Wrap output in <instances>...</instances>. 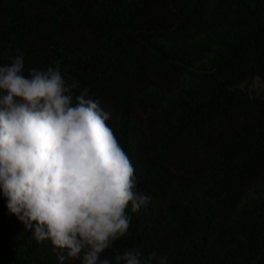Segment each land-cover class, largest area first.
Instances as JSON below:
<instances>
[{
    "label": "trees",
    "instance_id": "obj_1",
    "mask_svg": "<svg viewBox=\"0 0 264 264\" xmlns=\"http://www.w3.org/2000/svg\"><path fill=\"white\" fill-rule=\"evenodd\" d=\"M139 49L180 85L147 83ZM18 54L26 76L58 60L64 78L79 81L74 95L88 88L105 111L117 107L107 123L151 201L135 214L129 204V234L107 256L113 264L114 250H168L164 220L150 206L152 190L173 176L153 152L185 169L203 162L184 151L186 141L214 133L219 165L203 172L207 198L184 200L180 248L167 264H264V103L238 90L251 77L264 83V0H0V66ZM138 103L154 112L152 147ZM6 203L0 193V264H59V250L36 242Z\"/></svg>",
    "mask_w": 264,
    "mask_h": 264
},
{
    "label": "clouds",
    "instance_id": "obj_2",
    "mask_svg": "<svg viewBox=\"0 0 264 264\" xmlns=\"http://www.w3.org/2000/svg\"><path fill=\"white\" fill-rule=\"evenodd\" d=\"M0 66V193L36 242L51 241L59 264H113L102 254L129 234L126 209L151 196L107 121L111 113L60 62L24 74V57ZM115 264H167L140 245L114 250Z\"/></svg>",
    "mask_w": 264,
    "mask_h": 264
},
{
    "label": "rangeland",
    "instance_id": "obj_3",
    "mask_svg": "<svg viewBox=\"0 0 264 264\" xmlns=\"http://www.w3.org/2000/svg\"><path fill=\"white\" fill-rule=\"evenodd\" d=\"M141 55L144 65L147 69V83L157 84L164 87L173 88L177 84V80L171 81L166 74L160 72L154 59L148 56L141 49L138 50ZM238 90L241 91L246 98L251 102L264 103V83L257 77H251L241 83L238 86ZM107 111L111 114H115L117 107L114 103L108 104ZM134 113L138 117V123L141 125L142 134L145 137L147 143L152 147L157 141V133L152 129V122L154 118L153 110L145 104L138 103L134 108ZM217 125L214 124V129ZM208 137L206 139H200L199 135H194L189 138L185 145L184 151L191 156H197L202 159L203 162L194 163L191 166H185V169L176 163L171 158L167 159L162 154L153 152V160L165 163L172 171V182L165 188H155L152 190V204L150 213L163 218L162 223L167 230L166 242L168 243V250L164 252L163 256H167V259L177 253L180 248V238L175 232V219L182 220V213L184 206L188 204L185 199H192L194 201L201 200L205 196L207 198L208 184L204 173L208 168L219 165L216 158V151L218 145L215 138ZM213 157L212 159V156ZM176 212V213H175ZM112 249H108L102 254L103 257H107ZM113 251V250H112ZM65 264H80L78 260L68 259Z\"/></svg>",
    "mask_w": 264,
    "mask_h": 264
}]
</instances>
